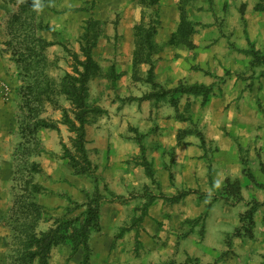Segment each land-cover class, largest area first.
<instances>
[{"label":"rangeland","instance_id":"1","mask_svg":"<svg viewBox=\"0 0 264 264\" xmlns=\"http://www.w3.org/2000/svg\"><path fill=\"white\" fill-rule=\"evenodd\" d=\"M4 2L7 36L0 53L18 74L12 130L18 143L24 82L16 59L32 61L31 74L46 73L58 85L73 73L74 54L85 60L83 45L94 46L100 69L89 81L86 124L93 134L87 150L97 166L102 199L89 264H181L188 258L197 264H264V63L254 64L245 52L254 48L264 56V45L243 32L238 37L246 20L240 18L239 30L224 32L226 15L219 12L218 0ZM244 10L240 6L241 17ZM182 11L191 30L181 28ZM140 28L152 35L150 60ZM42 40L52 44L43 48ZM151 65L159 87L148 82ZM193 84L211 87L208 97L170 92L146 98ZM52 98L39 116L58 130L40 129L43 152L30 159L19 156L14 163L0 264H40L38 257L27 258L36 250L31 234L60 229L80 216L85 207L78 205L96 189L94 177L74 175L62 156L63 143L76 154L75 134L62 122L63 109L72 111V106L58 92ZM38 156L48 162L50 174L31 170L27 159ZM227 178L241 182V202L225 191ZM34 183L44 190L35 191ZM251 207L253 224L244 217ZM82 255V250L72 255L70 243L60 237L48 262L81 264Z\"/></svg>","mask_w":264,"mask_h":264},{"label":"trees","instance_id":"2","mask_svg":"<svg viewBox=\"0 0 264 264\" xmlns=\"http://www.w3.org/2000/svg\"><path fill=\"white\" fill-rule=\"evenodd\" d=\"M19 17V16H17ZM188 28L191 30V24L187 21L182 11V22L181 28ZM46 29H49L48 26H45ZM144 32L141 39V44L143 48L148 51L147 59L150 57V49L153 48L154 43L152 41V35L150 31L143 30ZM43 48L52 43H48L45 40H42ZM92 44L83 45L82 50L85 56V60H81L80 57L74 54V60L76 65L74 66L73 73L67 72L60 83L57 85L56 81L52 79L46 73L36 74L30 73L33 71L34 63L32 61H25L23 59H16L18 68L20 70L19 74L22 77V82L24 84L20 88V93L22 96L23 104L20 107V113L18 115V133L21 135L20 142L17 144V147L14 151V163L17 162V158L27 157L32 158L36 155H39L43 152L41 148V141L38 136L40 129H53L58 130V125L55 122L49 121L45 118L39 116V109L46 102H52V94L58 92L61 95H65L66 99L71 102L72 111L68 109H63V119L62 122L66 124L71 132L75 134L73 138V147L76 150V154L71 151V149L65 144H62L64 153L63 158L68 159L69 163L73 169L74 175H89L94 177L96 189L93 195L87 197V201L83 204L77 205L85 207L84 211L81 213V217L78 216L71 221L65 222L68 226H62L60 229L51 230L46 233L37 235L35 233L30 236V245L35 247L36 250L30 251L27 254L29 260L35 259L38 257L40 259V264H49V253L51 247L54 243L57 242L58 238H63L65 241L69 242L71 245V254L75 255L80 250L83 251L81 264H89L91 258V244L90 237L92 232L100 230V202L102 195L98 189V177L96 174L97 166L93 165L86 147V130L85 125L88 122L87 119V97L89 94V81L91 77L100 69L98 63L94 60L92 55ZM147 48V49H146ZM247 54L253 56V62L255 64L264 63V56H260L259 51L251 48L245 51ZM18 56V55H17ZM24 57L23 55H21ZM20 56V57H21ZM140 57H136V61H139ZM150 60V59H148ZM147 60V61H148ZM37 62V61H36ZM153 65L148 72V82L152 84L153 87H159V82L154 78ZM113 82L116 80V75H112ZM191 93L203 95L205 98L211 92V87L204 84H193L191 86L180 85L175 89H171L163 93H151L146 98L159 97L167 93ZM26 110V113L24 112ZM70 112L73 113V116L70 115ZM240 151L242 150L241 145H239ZM27 164H30L31 170L33 172H41V166L36 161H28ZM243 159V158H242ZM244 166H247V159H243ZM17 168V166H15ZM246 171V170H245ZM147 172L150 177H153V173L149 167H147ZM247 172L250 179L254 182L255 178L251 170L247 167ZM98 179V180H97ZM33 181V180H32ZM31 182V181H30ZM28 182V184L30 183ZM241 182L239 180L232 181L230 178L226 179L225 191L230 192L231 195L235 197V203L241 202L244 197L241 192ZM32 188L39 192L44 190V187L34 183ZM190 192V191H189ZM188 193V191L186 192ZM258 204V203H257ZM36 208H40L38 203H32ZM255 207H251L250 210L245 214L244 217H247L250 222L253 224V213ZM59 230L63 231L59 235ZM196 259L188 258L184 263L181 264H197Z\"/></svg>","mask_w":264,"mask_h":264},{"label":"crops","instance_id":"3","mask_svg":"<svg viewBox=\"0 0 264 264\" xmlns=\"http://www.w3.org/2000/svg\"><path fill=\"white\" fill-rule=\"evenodd\" d=\"M221 4L222 15L225 14L224 32H228L229 29L237 27L239 30V21L246 20V26L240 28V35L246 34L247 39L254 42L257 46L264 45V0H218ZM240 6L245 7L244 13L241 17ZM225 9H228L226 11ZM6 3L4 0H0V43L5 40L7 36V28L2 21L3 15L6 13ZM220 10V9H219ZM220 15V14H218ZM220 17V16H219ZM223 31V30H222ZM239 32V31H238ZM243 44V43H242ZM1 46L3 44H0ZM3 59L0 53V245L4 244L5 231L3 229V216L7 210V203H11L12 189H13V169L14 158L13 153L17 147V137L13 134L12 130L16 126V106L18 84H17V72L12 61ZM4 62V63H3ZM11 68L10 70H7ZM11 73V76L7 73ZM12 78L13 81L9 82L5 79ZM6 85V88H5ZM113 122V121H112ZM112 126V124H109ZM86 147L89 149L91 143V135L93 134V128L91 124H86ZM96 132V130H95ZM112 135V134H111ZM116 138L117 134H113ZM44 149L47 150V142L40 136ZM158 137H156L157 139ZM43 156H38L34 161L40 164L42 174L48 173L51 169H48V162L43 160ZM52 173V172H51ZM50 174V173H48ZM10 206V205H9ZM0 249V254L2 253ZM95 260L94 257L92 261Z\"/></svg>","mask_w":264,"mask_h":264}]
</instances>
